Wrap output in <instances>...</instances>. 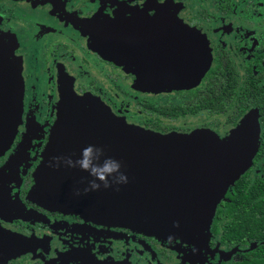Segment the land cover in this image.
Masks as SVG:
<instances>
[{"label":"flooded vegetation","instance_id":"1","mask_svg":"<svg viewBox=\"0 0 264 264\" xmlns=\"http://www.w3.org/2000/svg\"><path fill=\"white\" fill-rule=\"evenodd\" d=\"M0 38L24 81L22 125L0 156V264H75L86 253L125 264H264V0H0ZM74 93L160 134L224 140L243 125L234 156L257 134L252 164L216 208L209 249L32 197L61 101Z\"/></svg>","mask_w":264,"mask_h":264},{"label":"water","instance_id":"2","mask_svg":"<svg viewBox=\"0 0 264 264\" xmlns=\"http://www.w3.org/2000/svg\"><path fill=\"white\" fill-rule=\"evenodd\" d=\"M23 105L21 63L0 44V156L22 125ZM54 128L30 193L39 204L160 240L180 239L199 251L209 249L216 208L257 150L254 133L245 155L231 154L236 138L243 136V125L224 140L207 131L160 134L128 124L91 94L64 96ZM89 145L102 149L97 163L119 161L128 182L108 189L101 185L84 195L93 177L79 167H67L64 160H79ZM54 157L61 158L59 168ZM83 257L75 264H125L97 260L89 253Z\"/></svg>","mask_w":264,"mask_h":264},{"label":"clouds","instance_id":"3","mask_svg":"<svg viewBox=\"0 0 264 264\" xmlns=\"http://www.w3.org/2000/svg\"><path fill=\"white\" fill-rule=\"evenodd\" d=\"M103 154L102 149L95 148L89 145L81 152V158L73 161L71 158L64 160V163L69 168L79 167L82 171L89 173L93 179L88 182V187L83 189V194L87 195L90 191H99L101 185L104 189L112 187L113 184H125L127 183V176L121 172V164L119 161L112 159H106L103 164L97 163L100 156ZM56 161L55 167L59 168V157H54ZM49 167H53V163L50 162ZM109 177H112V181H109ZM118 190V189H117ZM75 195H81L80 191H76Z\"/></svg>","mask_w":264,"mask_h":264},{"label":"rangeland","instance_id":"4","mask_svg":"<svg viewBox=\"0 0 264 264\" xmlns=\"http://www.w3.org/2000/svg\"><path fill=\"white\" fill-rule=\"evenodd\" d=\"M91 72V71H90Z\"/></svg>","mask_w":264,"mask_h":264}]
</instances>
